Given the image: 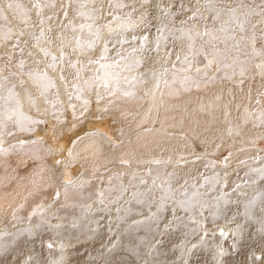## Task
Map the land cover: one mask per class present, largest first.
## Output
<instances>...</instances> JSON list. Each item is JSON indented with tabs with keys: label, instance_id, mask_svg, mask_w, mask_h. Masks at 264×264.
Listing matches in <instances>:
<instances>
[{
	"label": "bare ground",
	"instance_id": "6f19581e",
	"mask_svg": "<svg viewBox=\"0 0 264 264\" xmlns=\"http://www.w3.org/2000/svg\"><path fill=\"white\" fill-rule=\"evenodd\" d=\"M180 1L161 0L163 6L169 3V8L178 11L175 16L180 25L176 34L171 36L172 33L163 30L158 24L150 26L152 14L162 15L160 22L169 16L167 9L161 11L155 8L152 0H79V3L77 0H0V83L4 85L0 94L6 96L19 76L28 77L27 81L32 85L34 76L27 74L30 70H48L50 77H56L58 83L57 88L49 89L43 95L41 88L34 90L27 87L24 95H19L14 88L23 111L34 120L43 121L46 117L50 125L39 123L35 125L39 131L25 132L9 121L3 135H0V145L7 149L0 152V235L5 241L4 247L0 248V264H131L134 260V264H153L152 258L159 260V264H264V198L259 195L264 193V178L256 171L264 168V160H260L264 154V117L261 116L264 103L260 98L264 92V81L255 80L256 83L251 85L257 92L247 109L236 108L235 105L239 104V98L250 85L240 87V91L235 90L232 94L234 97L226 96L222 106L227 103L230 109L225 117L221 116L220 121L214 115L217 111L210 102L213 99L211 95L204 96L203 91L180 88L179 84L188 82L173 80L172 76L182 66L181 61L193 42L194 47L197 43L203 46L205 60L207 57H217L211 54L212 45L205 42L203 34L211 32L215 43L221 45L225 37L220 29L227 28V20L230 33L234 32L231 37H236L232 40H241L238 35L242 38L243 34L238 31L231 15L236 5H240L235 8L242 10L250 29L258 31L252 41L254 47L260 44L264 49V27L258 23L264 22V0H211L214 13L207 7L209 0H184L187 5L184 8H181ZM9 3L21 5L22 10L15 6L6 9ZM39 3L42 8L36 7ZM116 3L126 7L117 8ZM93 9L97 10L96 15L100 17L94 27L103 26L111 20L109 13L120 16L132 14L127 23L132 24L133 30L123 34L128 43L123 45L122 54L127 56L133 47L140 50L129 57L130 60H142L147 56L140 54L146 45L140 39L144 35H147L150 47L156 50L157 36L161 32L167 40L159 41V56L165 52L168 55L162 61L157 58L123 72L120 77L122 84L133 77L142 80L132 89L134 95L125 96L122 90L110 96L108 90L100 85L99 90L103 87L105 96L98 101L97 95L94 100L92 94L85 90L83 97L91 102L85 112L83 100L75 99L74 95L69 99L74 92L73 85L78 83L83 86L85 80L91 81L89 77L99 65L88 64L89 59L95 60L102 54L115 57L121 49V45L116 43L120 34L110 31L108 27H103V39L95 48L81 49L78 46L77 38L91 40L94 37L86 29L81 31L77 27L73 30L69 21L76 25L91 23L77 13ZM65 10L68 12L67 17L64 15ZM258 10L263 11L261 17L259 14L254 15ZM193 13H196L195 19L190 18ZM197 17H200L201 24L208 23L205 26L193 24ZM40 20H43L42 25ZM209 21L217 24L215 29L209 28ZM121 23L124 21H117L112 28ZM56 25L59 31L58 28L55 31ZM158 28L161 32L157 31ZM41 29L44 36L37 40ZM188 29L191 30V40L182 34L183 30ZM21 32L23 35H20ZM5 33H8L9 39L4 38ZM133 36L137 39L133 40ZM105 40L110 41V51L107 53L104 52ZM43 49H48L49 53L60 58L55 69L48 67L52 63L51 55H45ZM62 53L67 54V58L62 57ZM178 55L181 61L176 59ZM21 60L24 61L23 68L20 67ZM77 60L78 66L71 67L72 63L77 65ZM170 61L171 64H167ZM127 62L124 61L121 68ZM201 64L197 67L192 65L190 72L181 73V78L184 75L192 76L197 68L200 69L199 74L205 73L207 61ZM165 68L169 72L162 75ZM250 75L253 78V74L248 72L247 82ZM164 80L168 81L167 85L163 83ZM199 88L206 87L199 85ZM30 91L31 96L28 95ZM29 97H36L40 104ZM57 97L61 102L57 108L61 111L54 112L52 105ZM27 99L30 102L35 100V103L28 104ZM73 104L76 105L75 111ZM140 106L144 107L141 109L142 114L133 120L132 116L139 112L140 108H137ZM104 107L111 113L104 111ZM45 108L51 114L43 117ZM134 109L138 111L132 114ZM211 110L216 112L211 114ZM69 114H73L72 120ZM236 116L239 117L236 125H231L227 130L228 135L221 138L222 135L216 133L218 127L221 128L232 120L231 117ZM64 119L67 122H63ZM115 124L126 125V131L122 133L124 136L125 133L132 134L130 131L134 128L136 130L132 134L135 135L133 141L120 146L132 163L133 173H129L128 179L113 174L101 181L96 178L94 169L109 159L98 138L106 141L113 137L114 132L111 130L117 129ZM207 129H213L215 141L208 140ZM120 130H123L122 127ZM10 132L13 134L9 135ZM112 141H107L106 147L113 144L117 149L120 148L116 146L117 140ZM203 141L207 142L206 147L201 145ZM157 156L162 158L165 181L147 167L150 166L148 164H157ZM82 169L86 171L85 176L81 173ZM140 173H144V176L136 182L135 177ZM205 178H208L207 182ZM69 180H74L77 187H70L66 197L64 184ZM141 180L145 182L141 183ZM169 182L175 198H163ZM182 188L187 190L189 198L199 192L196 199L205 201L207 206L203 209L197 207L195 212L186 210V206L182 207L178 203L184 198L180 194ZM58 191L60 195L57 198ZM95 193L97 195L93 196ZM110 194H113V200L121 198L117 205L119 210L125 209L133 200L138 201V204L141 200L147 201L142 213L125 220V227L114 223L116 229L111 236V243L120 245L122 242L120 246L124 249L132 246H129L131 249L128 251L124 250L125 255L121 257L109 251L115 246L101 247V241L106 236L108 214L101 203L109 205L113 201ZM87 205L90 206L89 211ZM142 214L144 217H140ZM135 225L140 226L131 228ZM129 228L131 230L124 236L123 233L119 234L121 230ZM221 228L228 233L227 236L220 235ZM144 238L148 241L143 245ZM220 249L225 250L223 255Z\"/></svg>",
	"mask_w": 264,
	"mask_h": 264
},
{
	"label": "rangeland",
	"instance_id": "374dc122",
	"mask_svg": "<svg viewBox=\"0 0 264 264\" xmlns=\"http://www.w3.org/2000/svg\"><path fill=\"white\" fill-rule=\"evenodd\" d=\"M31 1L33 2V0H31ZM180 2H181V8L187 7V5L185 4L184 0H181ZM152 4L154 5L155 8H157V9H159L161 11H163L164 9H167L166 12L169 14V16L166 19H164L163 21L160 22V18H161L162 15L152 14L151 15V18H150V21H149L150 26L151 27H154L155 24H158L159 26H161V28L163 30L172 33L171 36H174L176 34L175 33L176 32V29L180 25V22L179 23L176 22L177 18L175 16L178 11H174V9L172 7L169 8V3H167V6H163L161 4V0L159 2H156L155 0H152ZM13 5L15 6V4H13ZM39 5H40V8H42V6H41L40 3H39ZM174 6H175V4H174ZM236 6L237 7H240V5H236ZM235 7H234V10H235L236 16L239 17L241 20H243L245 18L244 17V13L242 12V10H236ZM6 9H9L8 5L6 6ZM216 9L218 10L219 8L216 7ZM65 11H67V10H65ZM65 11H64V13H65ZM211 12L214 13L215 11H211ZM258 14L261 17L263 15V11H260L259 12V10H258V11L255 12L254 15L257 16ZM222 15L224 16L225 13L222 12ZM208 16L211 17V14H209ZM260 20H261V18H260ZM200 22H201L200 17H197V19L195 21H193L192 23L193 24L195 23V25L197 23H199L200 26L201 25L202 26H205L208 23V21L205 22L204 24H201ZM258 23H260V25L263 24V27H264V22L263 21H258ZM229 25H230L229 20H227L226 21V27H227L228 31L227 32H222V35L225 37V39H224V42L221 45H217L211 36L210 37L209 36H205V42L207 43V41L209 39H211V41H214V42H212V44L215 45V47L220 51L221 54H223L226 57V59L222 61V58H221L220 55H217V57H211V58L207 57L206 60L204 58V55L194 56V60L195 61L193 60L192 65H195V67H197L198 64L202 65L201 62H203V64H205V61H207V67H206V70H205V73H207V74L206 75H205V73H203V74H197L196 72H193V74L191 76L192 79L190 81H188V84H179L180 88H185L186 87L185 90L187 89L188 91H195V90L196 91H203V95L204 96L211 95L213 97V99L210 102L212 103V106L215 107V109H216L217 112L215 110H211L210 113L212 114V112L215 111L216 113L214 115L216 116L217 120H220V121H221V119H222L223 116L224 117L226 116V114L229 112V109H230V107H229V105L227 103H225L224 106H222L223 101H224V99H225L226 96H233L234 97V95H232V94L235 92V90L240 91L241 90L240 87H245L247 85L248 86L250 85V88H248L247 91H245L243 93V95L239 98V100H238V103L239 104H236L235 105L236 108L243 107L244 109H247L252 104V99L253 98H256V92L257 91H255L252 88L251 85H253V84L256 83L255 80H257V81L263 80L264 81V67H258L260 65H264V55L257 56L253 52V49L254 48L257 49V50H260L261 52H264V49L262 48V46L260 44L257 45V47H254L255 45L252 42L253 41L252 40V37L253 36L255 37L256 34H257V32H258L257 29H252L251 30L250 27H249V25H248V23L245 24V27H244V30L243 31H240L238 29V31H240V33L243 34V35H242V38H241V36L238 35V37H240L241 40H240L239 45L237 46V39L235 41H233L230 38L231 35L234 32H232V34L230 33V26ZM216 26H217V24L215 22L209 21V28L210 29H215ZM57 28L58 27L56 25L55 31H57ZM222 28H224V27H222ZM59 29L60 28H58V31H59ZM261 30H262V28L260 29V31ZM200 46H201V44L199 45V43H197L195 47H197L199 49ZM63 47L64 46L62 45V48ZM208 48H209L208 49V51H209L210 50L209 44H208ZM237 48H238V50H237ZM62 51L64 52V49ZM140 54L141 55H144V54L147 55V56L144 57V59H142L143 62H151L152 60H154V59L156 60L157 58L160 61H162V58L167 53L165 52L164 54H162L161 56H159V51H156L155 49H152L150 47V44L149 43H146V45H144V48H143V50H142V52ZM209 60H212V63L210 65L208 64V61ZM225 62L227 64H229V65H232V66L231 67H228V68H224L223 67V63H225ZM78 63L79 62L77 60V66H78ZM167 64H171V61L168 62ZM82 68H83V65L81 64V69ZM229 71H230V73H229ZM248 72H249V74H251V73L253 74L252 75L253 78L250 75L249 82L246 81V79L248 77ZM47 73L50 76V73H49L48 70H47ZM92 76H93V72H92V74H91V76L89 78L91 79ZM23 79H25V80H23ZM27 79H28V77L19 76V78L17 79V82L14 83L16 92L20 93L19 95H24V93H26L25 91H26L27 87L34 88V90H37L38 88H40L39 87L40 85H39L38 81L35 79V77L33 78V80H34L33 82L34 83H32V85H30L31 83L28 82ZM53 79L56 82V87L55 88H57L58 87V83H57L56 77H53ZM21 81H23V83H21ZM199 85H203L206 88L205 89H200L199 88ZM99 86H100V84H99V82H97L96 88H94L91 91L88 90L92 94V96L94 97V100H96L97 92H99V94L101 96H103V97L105 96V92H104L103 87L99 90ZM263 89H264V86H263ZM85 90H87V89H85ZM35 92H37V91H34V93ZM103 92H104V95H103ZM182 93H184V92H182ZM262 94L260 95V98H261V100L264 103V92ZM28 95L31 96L32 95V92L30 91V93ZM34 96H36V95H34ZM29 98L30 99L31 98H34L36 101H38L36 97H29ZM27 101H28V104L33 103V102H30L29 99H27ZM256 101L259 103V100L258 99H256ZM38 102L40 104V101H38ZM104 108H105V109H103L104 111H107L108 110V108H106V107H104ZM139 108H140V110H139ZM142 108H144V107L143 106H140V107L137 108L140 113L138 112L136 115H133L134 116V117L132 116V118H134L133 120H135V117L136 118L140 117V115L142 114V112H141V109ZM222 108H223V111L221 112V109ZM137 109H134L133 112H132V114L133 113H136L138 111ZM87 111H88V109L85 112H87ZM49 112L50 111L47 108H45L44 111L42 112V116L45 117L46 115L51 114V112L50 113ZM108 113H111V112H108ZM70 116H71V118H70ZM68 117L72 120L73 114H69ZM236 117H234V118L231 117L230 119H232V120L229 123H224L221 126V128L218 127V130H217L216 133L219 134L220 136L222 135L221 138L223 136L228 135L227 132L229 131V128H231L230 127L231 125H233V124H234V126L236 125V122L238 121V118H239V117H237V119H236ZM43 121H44L43 122V125H46V126H49L50 125V123H47L48 121H47L46 117L43 119ZM63 122H67L66 119H64ZM31 127H33L35 129L34 130L35 132L39 131V128L38 127L36 128L35 125H32ZM114 127H117V129H116L117 132H115L116 131L115 129H112L111 130L112 133L114 132L113 133L114 134L113 137H110V139H108L106 141L104 139L102 140V138L99 140V138H98V141L99 142L100 141L102 142V144L104 146L103 150H104L105 153L108 154V159H109V160L105 161L104 163L100 164L99 166H97L95 168L96 170L94 169V173H95L96 178L99 179V180H101V181H103V180H105L107 178H110L113 174H115V175L120 174L123 178L128 179L129 178L128 177L129 173L131 172V175L133 173L132 167H131L132 166V163L128 160L129 158L124 154V152L121 151V147L120 146L123 147L126 143H131L133 141V139H134V136H135V135H132V134H134L136 132V130L134 128L133 130L130 131L132 134L125 133L126 136H124L122 133L126 131V125L115 124ZM121 127L123 129L122 131L120 130ZM212 130L211 129H207L206 130V134H208L207 135L208 140L211 139V141L213 142V141H215V137L212 134ZM25 132H28V131H25ZM115 133L116 134L118 133L117 135H118V137L121 140L118 137H116L117 135L115 136ZM120 133H121V135H120ZM128 135H130V136H128ZM131 135H132V137H131ZM112 140H117V144L118 145H116V146L117 147H120V148L117 149L113 144L112 145L109 144V146L106 147L107 141H109V143H113ZM201 145L206 147L207 146V142L203 141V142H201ZM109 147H111L112 150H111V148L109 149ZM119 158H121V159H119ZM126 158H127V160H126ZM155 159H156L155 161H160V163L159 164H156V165L148 164L151 167L150 166H147V167H149V171L150 172L152 171V172L156 173L157 174V177L160 180L163 179L162 181H165L164 178H163L164 177L163 174L165 172L163 173V171H162V170H164L162 168L163 167L162 166V161H161L162 158L160 156H157ZM114 160L117 161V163ZM125 160L127 161V163H123V161H125ZM260 160L261 161L264 160V154H263V157ZM114 162H115V164H114ZM118 162H120V163H118ZM107 163H109V164H107ZM111 166H113V167H111ZM32 167L36 168V166H34V165H32ZM114 167H116V168H114ZM117 167L118 168L120 167V168L118 169ZM81 173L84 176L86 175V171L83 170V169L81 170ZM143 174L144 173L137 174V176L135 177V181L137 182L140 178H142V175ZM105 183L106 182L104 181V184L103 185H105ZM173 185H174V183H173ZM108 193H110V192L108 191ZM95 195H97V194L95 193L93 196H95ZM109 196H110V199L111 200L114 199L113 194H110ZM120 201H121V198L120 197H117V199L113 200L109 205H107L108 203L105 204V205L103 203H101V205L104 207L103 210L108 212L107 216L109 217L108 218L106 216V218H107V224H106L107 230H106V236H105V238H107V239L103 238L104 240L101 241L103 243V245L101 243V247H103V248H107V247L113 248L115 246L113 250L110 249L109 251L110 252L112 251L111 254L116 253L117 255L119 254L120 257H121V255L122 254L125 255L124 254L125 251L126 250L128 251L129 249H131L132 246L128 244L131 247H129V246L126 247L125 246L126 249H124V248H122L123 246H120L122 244V242L120 243V245L119 244H116V242L114 244L111 243L113 241L111 238L113 237L114 231L116 229L115 228L116 224H114V223H117L120 226L123 225V227H125V225H124L125 220H127V219L128 220L133 219V218H135L139 214V212L142 213L144 211L143 208H145V205H146L147 201L144 202V200H141V203L138 204L137 203L138 201L133 200V201H131L130 203L127 204V206H126L125 209L119 210L120 208H118L119 206H117V205H119L118 202H120ZM111 204H113V205H111ZM140 204H144V205H140ZM120 205H122V202L120 203ZM174 205L176 206V204H174ZM130 206H132V208ZM108 208L109 209L111 208V209L108 211ZM113 208H114V210L112 211ZM133 208H135V209H133ZM89 209H90V206L87 205V210L89 211ZM87 210H86V212H87ZM131 211H132L133 214L130 213ZM124 213H126V214L123 215ZM127 215H129V216L131 215V216L130 217H127ZM115 217L120 218V219H115ZM140 217H144V215L142 214V215H140ZM113 219H114V221L115 220L116 221L113 222ZM137 226H140V225H135V226H133L131 228H136ZM94 228H96V227H94ZM131 228H129V229H123V231L121 230L119 234H122L123 233L122 236H124V234L125 233H128L131 230ZM196 230H197V227H196ZM201 232L202 231H200L199 233L201 234ZM109 235H110V237H108ZM109 238H110V240H109ZM146 238H144L142 240L143 245L146 243V241H148V239H146ZM143 248H144V246H143ZM121 249H123V250H121ZM177 254H178V251H177ZM141 255H142V253H141ZM117 257H119V256H117ZM133 257H134V255H133ZM134 258H136V256ZM134 258H131V259L134 260ZM151 261H152L153 264H159V260H157L155 258H152ZM114 262H116V261H114ZM134 262H135V260H134ZM134 262L131 263V264H134Z\"/></svg>",
	"mask_w": 264,
	"mask_h": 264
},
{
	"label": "snow or ice",
	"instance_id": "6c2138e0",
	"mask_svg": "<svg viewBox=\"0 0 264 264\" xmlns=\"http://www.w3.org/2000/svg\"><path fill=\"white\" fill-rule=\"evenodd\" d=\"M77 2L79 3V0H77ZM47 6V5H45ZM8 7H14L13 4L9 3ZM15 7L20 8L22 10V6L21 5H15ZM36 7H40V5H36ZM69 7H71V3H69ZM81 7H83V5H81ZM115 7L117 8H123L126 7V5L122 4V3H116ZM207 7L209 8V10L215 11L213 4L211 2V0H209V3L207 4ZM97 10L93 9L90 12H86V11H79L77 13V15L84 17L86 20L91 21V23H82L79 25H76L73 23V21H69V24H72L73 26V30H75L77 27L83 31V30H87L88 32L92 33L93 35V39L91 40H83L82 38H77V44L81 49H92L95 48L96 45L98 43H100V41L103 39V35H102V31H103V27H108L110 31L113 32H118L119 38L116 40V43L121 45V49L118 50L116 52V56L115 57H109L106 55H100L97 59L93 60V59H89L88 64H97L99 65L98 69L93 70V76L91 78V81L89 80H85L83 86H81L80 84H75L73 85V89L74 92L73 94H70L69 99H72V96H75V99L77 100H83L84 103V109L85 111L87 110L88 105L91 103L89 100L84 99L83 97V93L85 91V89L91 91L94 88H96L97 82H99L100 85H102L104 88H106L108 90V95L113 96L116 95L117 92H120L123 90V94L125 96H130V95H134V91H132V89L135 88V85L137 83L142 82L140 77H133L130 80H125L123 82V84L121 83L120 77L122 76L124 71H130L132 68L134 67H138L140 66L143 61L140 59H136V60H130L129 57H131L134 53H136L137 51H139L140 49H137L135 47H133L128 53L127 56L123 55V45L128 43L127 38L123 35L125 33H128L129 31L133 30V26L132 24L127 23V21L131 20V13H127L125 16H120V15H115L113 13H109V15L112 16L111 20H108L107 23L103 26H96L94 27L95 22L100 19V17L98 15H96ZM65 17L68 16V12L65 11L64 13ZM231 15L233 20L235 21V25L236 27L240 30L243 31L245 24L247 23V18L245 17L243 20H241L239 17L236 16L235 14V10H231ZM191 19H195L196 18V13H193V16L190 17ZM5 19H7V17H5ZM49 19H51V17H49ZM201 19H203V17L201 16ZM117 21H124V23H121L119 25H117L116 28H112V25L114 23H116ZM40 24H43V20H40ZM11 30L9 29V32ZM158 32H161V29H157ZM190 29L188 30H183L182 34L188 36V38L191 40L192 37L190 35ZM221 32H227L228 29L227 28H221L220 29ZM20 35H23V33L21 32ZM203 35L205 36H211V32H205ZM44 36V32L43 29H41L40 31V35L38 37H36L37 40L42 39ZM5 39H9L10 36L8 35V33H5ZM231 39H235L236 37L233 35L232 37H230ZM133 40H136L137 37L133 36L132 37ZM140 39H142L145 43H147L148 41V37L147 35H144L143 37H141ZM163 39V40H167L166 36H163L162 32L161 35L157 36V45H156V51H159V41ZM252 40H255V37H252ZM109 43L110 41L105 40L104 41V52L107 53L108 51H110L109 48ZM207 43L212 45V55L213 56H217L220 55L222 58V61L226 59V57L220 53V51L215 47L214 44H212L211 39H209L207 41ZM240 40H237V46L239 45ZM76 49H73L72 51H75ZM238 50V48H237ZM45 55H51V59H52V63L49 64L48 67H51L53 69H55L57 67L58 64V60L60 58H58L56 55L49 53L48 49H43ZM21 52H23V49H21ZM253 52L255 55L260 56V55H264V52H261L260 50L257 49H253ZM168 55V54H166ZM204 55V50H203V46H201L199 49H196L194 47V42L189 44V51L188 53L184 56L183 60L181 61V57L178 55L176 57V59L178 61H181V67L176 69V71H174L172 73L173 76V80H181L182 83H187L188 81H190L192 79L191 75H184L181 78V73H187L190 72L192 69V58L194 56H201ZM62 57L67 58V54L62 53ZM128 61L126 64H124V67L121 68V64L124 61ZM212 63V60L208 61V64L210 65ZM73 68H76V63H72L70 65ZM232 65L227 64L226 62L223 63V67L224 68H228L231 67ZM20 67L23 68L24 67V61L21 60L20 61ZM175 67V66H173ZM207 67V65L205 66ZM258 67H264V65H260ZM196 73L199 74L200 73V69L197 68ZM169 72V69L165 68L164 72L162 75H167ZM28 75L34 76L35 79L38 81L40 88H41V94L43 95L44 93H46L49 89H53L56 87V82L55 80L50 77L47 73L46 70L44 71H40V70H30L28 73ZM207 73H205L206 75ZM76 77L77 79L79 78V69H77V73H76ZM63 79V76L61 77ZM21 83H23V81H21ZM163 83H165V85L168 84L167 80H164ZM158 86V85H157ZM4 87V85L2 83H0V89H2ZM15 86L13 85L11 88L8 89V94L2 95L0 94V135H3V131L7 128V122L9 121H13L14 123H16L19 126V129L21 131H34L35 129L33 127H30V125H36L39 123H43V121L40 120H34L32 117L28 116L24 111H23V106L20 103L19 99L17 98V94L14 91ZM103 96H101L99 94V92H97V99L99 100H103ZM33 103H35V100H33ZM61 103L59 98L57 97L55 103H53L52 107L54 109V112H59L61 111V109L57 108V105ZM73 110L75 111L76 105L73 104L72 105ZM39 111V109H37ZM83 114V113H81ZM261 116L264 117V113H261ZM13 118H15V120H13ZM13 133H9V135H12ZM39 141H34L33 143H37ZM3 151H7V149L3 148L2 145H0V152ZM69 155H71V153H69ZM57 163H61L60 161H57ZM123 163H127V161H123ZM155 163L159 164L160 161H155ZM260 173L261 177L264 178V168H260L258 170H256ZM208 178H205V182H207ZM145 181L141 180V183H144ZM84 183H87V181H85ZM155 180L153 181V184H155ZM75 188L77 187L76 182L74 180H69L66 181L64 184V188H65V196L67 197L68 194V189L69 188ZM124 189L123 187H121V193H123ZM181 197H184L182 199H180L178 201V203L182 206L185 207L186 206V210H192L193 212H195L196 208L199 207L201 209L205 208L207 206V203L203 200H197L196 197L199 196V192H195L193 194V196L191 198L187 197V190L186 189H181ZM60 193L59 191L57 192V198L59 197ZM134 195H137V193H134ZM261 198H264V193H260L259 194ZM168 196H172L173 198H175V192L172 189L171 183L169 182L165 193H164V197L163 198H167ZM103 202V201H101ZM35 214V212L33 213ZM196 223L198 225H200L199 221H196ZM29 231H31V229H29ZM220 231V235L221 236H227L228 233L225 232V230L223 228L219 229ZM205 235H207V233H205ZM4 238L2 235H0V248L4 247ZM49 248L52 247L51 244L48 245ZM225 252L224 249H220V254L223 255Z\"/></svg>",
	"mask_w": 264,
	"mask_h": 264
}]
</instances>
